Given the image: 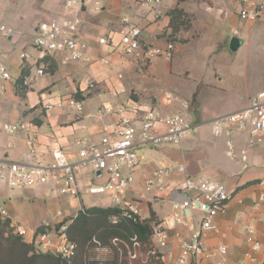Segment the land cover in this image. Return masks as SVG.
Returning a JSON list of instances; mask_svg holds the SVG:
<instances>
[{
	"label": "crops",
	"instance_id": "0c3cea01",
	"mask_svg": "<svg viewBox=\"0 0 264 264\" xmlns=\"http://www.w3.org/2000/svg\"><path fill=\"white\" fill-rule=\"evenodd\" d=\"M25 2L30 5V10L23 15L20 12L16 21L13 18L8 21L0 15V27L3 26L6 31H0V50L6 53L3 63L11 76L8 82L0 81V90L1 87L5 88L0 91V118L6 123L24 122L29 130L14 136L0 132V159L20 161L27 151V140L32 136L35 137L39 158L49 161L51 150L59 147L74 159L77 155L74 142L77 139L96 141L104 127L116 123L118 117L115 115H104L102 119L96 116V112L104 107L115 109L135 102L142 109H153L161 115L178 112L170 111V108L177 98L175 96L185 92L176 83L178 76L185 70L177 64L183 45L175 47L170 61L157 58L145 66L135 62L121 63L116 52L99 46L97 40L108 34H113L117 40L122 17H130L138 23L142 28L143 41L153 47L163 48L167 43L166 38L171 35L178 38L194 37L200 45L208 39V43L207 40L205 42L207 45L199 46L198 54L194 55V59L199 61V65L194 66L199 70L196 74L201 73L203 79L199 83H192L195 88L189 86L190 91L187 93L209 88L212 101H202L197 111L198 122L192 118L188 120L191 130L185 134L180 148L155 149L146 146L141 149V164L135 170V180L127 190L126 197L138 201L142 219L146 223L160 225L167 230L169 240L162 251L163 259L166 264H175L181 242L190 237V228L178 225L171 227L169 191L145 194L144 180L160 166L170 168L182 165L189 176L219 182L225 186L231 200L225 212L216 218L218 232H211L203 238L204 253L199 258V264H215L219 258L209 257V254L219 247L227 251L225 264H264V199L259 200L260 195H264V136L259 141L241 132L215 136L211 125L207 134L208 140L212 139L210 142L201 134L194 133L196 128L206 126L221 116L215 110L236 112L259 92L260 88L255 86L253 89L247 81L234 74L230 68L232 60L227 52L234 54L239 51L231 52L228 48L234 30L239 31L236 38L249 48L251 41L261 42L264 39V29L257 31L253 27L264 25L241 22L236 6L228 0H179L177 3L164 0L156 8L143 4L142 0H85L87 8L98 3L100 12L84 15L78 39L88 45V52L94 59L107 57L111 66L65 62L58 55L46 56L34 65L33 60L37 59L38 53L31 44L32 34L38 23L62 15L64 0ZM21 51H27L31 56V61L22 67L19 59ZM203 53L208 54L202 56ZM37 66L44 67L45 76L30 87L19 89L16 86L18 78L29 71L34 72ZM118 74H122V79L117 78ZM91 83L92 88L89 86ZM175 89H178V93H173ZM57 97H75L82 101L83 115L76 116L67 108L45 110L44 105L55 103ZM153 98L157 99L156 102ZM220 141L223 143L222 152L218 147ZM209 149L211 151L208 153ZM242 151L245 152V160H242ZM222 154L224 160L220 166L216 159ZM92 177L90 171L83 176V185ZM182 178V174L175 172L164 182L176 188L180 186ZM8 189L11 188L0 183V202L7 212L10 226L14 229L21 226L25 230L22 238L28 243L32 242L39 226L53 229L64 217L72 214H63L61 211L66 208L65 202L70 198H54L51 186L19 189L18 192H9ZM249 231H252V235ZM250 236L260 242L261 247L256 253L251 252L248 242ZM249 255L254 258V262L250 261Z\"/></svg>",
	"mask_w": 264,
	"mask_h": 264
},
{
	"label": "built area",
	"instance_id": "2783aa9c",
	"mask_svg": "<svg viewBox=\"0 0 264 264\" xmlns=\"http://www.w3.org/2000/svg\"><path fill=\"white\" fill-rule=\"evenodd\" d=\"M164 0H142L149 7H159ZM177 3L179 0H169ZM237 8L238 19L243 23L264 25V0H228ZM100 6L94 3L87 8L85 0H64L63 13L59 18L38 23L32 34V47L37 51L38 60L46 56H60L65 62L92 65L98 63L110 67L111 62L107 57L94 59L88 52V45L80 41L78 36L84 15L98 14ZM223 13V11H220ZM121 29L116 40L113 34L98 38L97 44L110 48L117 53L121 63L135 62L147 65L157 58L170 60L174 53V45L167 43L163 48L153 47L142 39V28L130 17H122ZM0 31L6 33L5 28ZM232 36L238 37L239 31L234 30ZM6 53L0 50V81L8 82L11 76L3 61ZM21 67L31 61L27 51L19 53ZM45 76L44 67L37 66L34 72L29 71L22 78V85L30 87L40 78ZM117 78L122 79V74ZM90 88L93 87L91 83ZM1 87L0 91H4ZM55 103L44 105L45 110L54 108H67L74 115L81 116L84 112V103L75 97L59 98ZM112 114L118 117L113 126L104 127L99 138L94 141L80 138L74 142L77 150L76 158L72 159L63 149L56 147L50 152V160L45 161L37 156L35 137L27 140V151L20 161L7 158L0 159V183L11 189H28L38 186H51L58 196L76 199L79 201L77 212L84 213L87 208L82 205L80 195L105 196L111 208L119 211L118 218L130 221L132 224L141 222L142 215L139 203L134 198L126 197V192L134 183L135 170L141 164V157L136 153L143 147L150 146L155 149L180 148L181 142L187 132L191 130L189 122L183 113L175 112L170 115H161L153 109H142L135 102L121 105L115 109H99L96 116L102 119L104 115ZM212 131L215 136L222 133L229 135L231 132L247 133L260 140L264 136V89L249 98L248 104L232 113L218 116L211 121ZM29 126L24 122L6 123L0 118V132L8 136L28 132ZM228 148L231 149L230 143ZM245 160V152H241ZM88 169L93 175L88 183L81 187L78 178H82L81 171ZM183 175L179 187H171L164 181L173 173ZM264 184V180L262 182ZM170 193L172 213L170 216L171 227L176 225L190 228V237L180 244L179 254L175 264H199V258L204 253L203 238L207 234L218 232L216 218L223 214L227 208L231 195L225 186L219 182L204 177H192L185 173L184 167H158L153 174L144 180L143 192L153 195L155 192ZM264 195L259 200L263 201ZM0 217H7V212L0 202ZM117 217H113L115 221ZM67 223L61 222L58 228L45 229L34 235L32 243L35 252L52 254L63 261L70 263L76 255V246L67 240L65 228ZM152 244L149 253H161L168 245L167 230L160 225H152ZM19 237L25 236L21 226L14 229ZM252 235V231H249ZM138 245L136 239H131ZM251 252L256 253L261 245L253 237L248 238ZM96 245L97 257L90 264H114L112 260L103 255L101 244L93 240ZM111 244L118 248L120 239H113ZM116 249V248H115ZM116 249V250H117ZM227 251L219 247L209 257L217 256L215 264H225ZM131 256V254H130ZM131 257L135 258V254ZM248 258L254 262V258Z\"/></svg>",
	"mask_w": 264,
	"mask_h": 264
},
{
	"label": "rangeland",
	"instance_id": "374dc122",
	"mask_svg": "<svg viewBox=\"0 0 264 264\" xmlns=\"http://www.w3.org/2000/svg\"><path fill=\"white\" fill-rule=\"evenodd\" d=\"M26 0H0V15L4 16V19L7 18L8 21H10L12 18L13 20L18 19V15L21 14H26L30 9L29 6L26 2ZM199 2V1H198ZM145 10H148V7L144 8ZM28 10V11H27ZM129 15V14H128ZM2 24H6L5 21H3ZM257 31H262L264 27L260 25H256L253 27ZM207 40V42H206ZM205 42L208 43V39H206ZM172 43L174 47L177 45H183V51L181 54H179V60L177 61V64L179 65L180 68H185L184 73L182 72L179 76L178 79H176V83L178 87L181 90H185L184 94L177 95L175 99V102L171 106V110L178 111L180 113H183L186 117V120L195 119L196 122L199 121V116H198V107L201 106L202 101L206 100L207 102L212 101L210 99V93L209 88H204V89H197L194 90L195 93L188 94L187 92L190 91L189 86L192 88L195 86H192V83L196 82L199 83L200 79H203V76L201 73L196 74L199 70L194 68L195 65H199L198 59H194V55L198 54V47L199 46H206L207 44L204 42L203 45L198 44L199 40L197 41L194 37H186V38H178L177 36H168L165 40V43ZM166 43V44H167ZM243 43V40H242ZM245 43V42H244ZM224 46L226 45L223 43ZM208 53H203L202 56L207 55ZM227 56H230L232 62L230 65V68L234 70V74H236L241 80L244 82L247 81L248 85L251 86L252 88L255 89L254 87H258L259 91L264 89V39L261 42L251 41L250 47H245L241 44L239 51L236 53H229L227 52ZM108 59V58H107ZM109 60V59H108ZM172 60V59H170ZM169 60V61H170ZM168 61V62H169ZM181 81V82H179ZM200 83L199 85H201ZM193 88V89H194ZM189 89V90H187ZM173 93H178V89H175ZM136 97V95H135ZM200 97V98H199ZM160 100V97H157ZM202 98V99H201ZM154 101L156 102V98H153ZM210 99V100H209ZM152 106H157L153 104ZM215 113H218L220 115L228 113L227 110L223 109H218L214 111ZM210 125H204L202 127L196 128L194 130V133H199L202 136H204L206 141H211L212 139L208 140L207 134L210 131ZM192 137V136H191ZM220 151H223V143L220 141V146H218ZM148 150V149H147ZM211 150H208V153ZM137 155L141 157L142 150H137L136 151ZM223 160L224 156L218 155V158L216 161L218 164L221 166L223 165ZM89 174L88 169H83L82 170V175L86 176ZM96 175L97 174H92ZM94 177V176H93ZM78 183L81 187H83V181L82 178H78ZM36 188V187H33ZM9 192H18L19 189H8ZM52 196L54 198H58L57 192L54 190V193H52ZM80 199L82 202V205L85 208H91V207H102L106 208L110 206L109 200L105 196H89L85 193H82L80 195ZM76 202V203H75ZM79 201H75V199H70L69 201L65 202L66 208H62L61 211L63 214L70 212L72 214L67 215L66 217L63 218L61 222L67 223L68 219L73 216V213L77 212V203ZM2 203V202H1ZM79 206V204H78ZM1 220H7L6 217H0ZM67 221V222H65ZM141 225L147 224L145 223L144 220H141L139 223ZM149 226L147 236H144L140 233H138L136 230L131 228L125 233H123L122 236H119L120 239V244L118 245L119 250L117 247H114L111 242L108 239L106 242L101 243V245L105 248L104 249V257H106L109 260H112L115 262V264H166L163 256L164 253H156L155 255H151L149 253L150 249L153 247L152 244V225L147 224ZM56 225H54V228ZM136 239V242L138 245H134V243L131 241V239ZM112 247H111V246ZM116 248V249H114ZM90 250V249H89ZM91 251V250H90ZM87 251L88 253H84L79 251L77 258L75 259L76 261L80 259L81 257L83 259L86 258V255L89 258H94L95 252H90ZM135 254V258L130 256ZM75 262V261H74Z\"/></svg>",
	"mask_w": 264,
	"mask_h": 264
},
{
	"label": "trees",
	"instance_id": "16d2710c",
	"mask_svg": "<svg viewBox=\"0 0 264 264\" xmlns=\"http://www.w3.org/2000/svg\"><path fill=\"white\" fill-rule=\"evenodd\" d=\"M22 78L23 76H20L16 82L19 89L25 88L22 85ZM118 214L119 211L111 207H91L87 208L84 213L78 212L75 216H71L67 220L68 222L65 221L67 222L65 228L67 240L76 246V255L70 263L49 253L35 252L32 242L28 243L15 234L9 220L0 219V264H90L98 254L96 245L93 243L94 239L100 244L108 239L111 242L115 238L119 239V236H122L126 231L129 232L131 228L147 236L148 223L143 225L139 223L132 224L128 220L118 218ZM113 217H117V219L114 221ZM55 228H58V226ZM45 229V226H39L35 235ZM89 249L95 252L94 258H89L88 254L85 259L81 257L77 261L75 260L79 251L88 253ZM103 249L105 248L103 247ZM113 263L115 264L114 261Z\"/></svg>",
	"mask_w": 264,
	"mask_h": 264
},
{
	"label": "water",
	"instance_id": "95a60500",
	"mask_svg": "<svg viewBox=\"0 0 264 264\" xmlns=\"http://www.w3.org/2000/svg\"><path fill=\"white\" fill-rule=\"evenodd\" d=\"M241 46V41L236 38L232 37L229 41L228 48L231 52H236Z\"/></svg>",
	"mask_w": 264,
	"mask_h": 264
}]
</instances>
